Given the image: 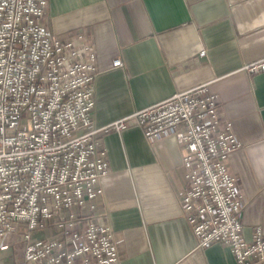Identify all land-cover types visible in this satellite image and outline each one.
Here are the masks:
<instances>
[{
  "label": "built area",
  "instance_id": "built-area-1",
  "mask_svg": "<svg viewBox=\"0 0 264 264\" xmlns=\"http://www.w3.org/2000/svg\"><path fill=\"white\" fill-rule=\"evenodd\" d=\"M47 5L0 0V253L14 234L21 264H121L97 206L110 173L102 136L136 125L150 141L174 135L183 150L180 203L198 247L225 244L238 264H263L264 233L255 227L253 240L244 238L247 199L229 163L241 143L209 84L99 127L96 41L89 29L54 32ZM246 68L261 71L264 59Z\"/></svg>",
  "mask_w": 264,
  "mask_h": 264
},
{
  "label": "crops",
  "instance_id": "crops-1",
  "mask_svg": "<svg viewBox=\"0 0 264 264\" xmlns=\"http://www.w3.org/2000/svg\"><path fill=\"white\" fill-rule=\"evenodd\" d=\"M47 7L54 32L89 29L96 41L99 127L209 84L241 143L229 163L247 199L243 236L252 241L255 227L264 233V69L246 68L264 59V0H48ZM102 137L110 173L97 206L121 264H238L225 244L198 247L180 203L185 170L174 135L150 141L132 125Z\"/></svg>",
  "mask_w": 264,
  "mask_h": 264
},
{
  "label": "rangeland",
  "instance_id": "rangeland-1",
  "mask_svg": "<svg viewBox=\"0 0 264 264\" xmlns=\"http://www.w3.org/2000/svg\"><path fill=\"white\" fill-rule=\"evenodd\" d=\"M19 236L12 234L0 253V264H21L23 262L24 243Z\"/></svg>",
  "mask_w": 264,
  "mask_h": 264
}]
</instances>
